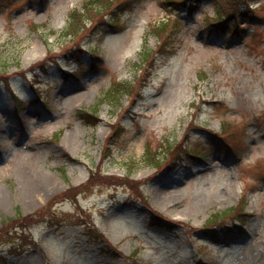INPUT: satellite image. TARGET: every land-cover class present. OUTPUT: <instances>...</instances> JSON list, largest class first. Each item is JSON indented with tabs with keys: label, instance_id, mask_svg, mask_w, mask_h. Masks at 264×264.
Returning <instances> with one entry per match:
<instances>
[{
	"label": "rangeland",
	"instance_id": "rangeland-1",
	"mask_svg": "<svg viewBox=\"0 0 264 264\" xmlns=\"http://www.w3.org/2000/svg\"><path fill=\"white\" fill-rule=\"evenodd\" d=\"M90 1L0 0V231L25 217L0 233V264H264V0L250 23L224 16V33L217 13L249 0L193 13L174 9L180 0H116V15L61 35ZM115 81L132 96L103 103L97 126L79 120ZM47 178L55 187L24 201L26 182Z\"/></svg>",
	"mask_w": 264,
	"mask_h": 264
},
{
	"label": "trees",
	"instance_id": "trees-1",
	"mask_svg": "<svg viewBox=\"0 0 264 264\" xmlns=\"http://www.w3.org/2000/svg\"><path fill=\"white\" fill-rule=\"evenodd\" d=\"M116 0H92L89 3L86 4L84 7V12L80 13L76 10L72 11L70 14L69 18V24L66 29V32L64 33L66 36L69 35H76L78 32H80L83 29V26L85 24V21L83 20V17L86 15H91L93 16L90 18L94 19L93 17L99 16L102 12L107 11L112 15H116V8L118 6V3L115 2ZM204 0H180L175 3V5L181 6L183 9H186L189 13H193L195 9L198 8V6L203 2ZM220 0H216L215 3H219ZM232 9V12L229 14H226L225 12H218L217 20H215L214 25L217 29L225 31L231 27L230 25V16L233 17V19L237 20L239 17H248L250 19H253L252 15L250 12H244L239 10V12H236L237 4H234L233 6H229ZM224 16H229L224 18ZM166 26L165 23L159 24V25H152L151 31L155 33L157 36H159V31L162 30ZM238 29V24L235 26V30L237 31ZM165 44V41L162 42V45ZM145 52H142V56L144 55V59L142 61H146L147 59L150 58V50L145 48ZM77 54V52H74ZM76 60L80 62V57L75 56ZM131 85L130 84H125L122 82H117L114 83L112 90H110L107 94L106 97L104 98L105 101H110V102H117L121 95L123 94L124 91H126L129 95L132 93L131 92ZM99 106V105H98ZM78 117L87 125H92L95 126L99 122V117H98V109L97 107H92L90 111L87 110H80L78 112ZM202 153L200 152H194L191 153L192 156L198 157ZM106 156V155H105ZM156 158V156L154 157ZM157 163V162H156ZM151 164V163H150ZM92 177H95V173L92 175ZM106 177V176H104ZM137 183V182H136ZM136 186V185H131ZM134 188V187H132ZM21 214L18 211V219H22L19 217ZM156 221H154V224H160V218L155 217L154 218ZM16 219H8L5 224L2 226V229L0 233L8 234L9 231L11 230L12 226L10 225L12 222H14ZM10 225V226H9ZM9 227V228H8ZM101 240H103L102 235H98V237ZM106 246H109L108 243H106Z\"/></svg>",
	"mask_w": 264,
	"mask_h": 264
},
{
	"label": "bare ground",
	"instance_id": "bare-ground-1",
	"mask_svg": "<svg viewBox=\"0 0 264 264\" xmlns=\"http://www.w3.org/2000/svg\"><path fill=\"white\" fill-rule=\"evenodd\" d=\"M84 96V94H77V95H73V96H66L68 100H79ZM32 164H26L23 165L21 167L22 170H19V172L21 173V175L24 176V178L27 180V178H29L28 176H30L32 173L30 171V169L32 168ZM24 179V180H25ZM25 180V181H26ZM26 189H25V197H23L24 201H28V202H33L36 199H39L41 197H44L46 194H48V192H50V190L52 188L55 187V185L57 184L56 180H53L51 178H47L45 180H40L39 182H33L32 180H30L29 182H26ZM165 199L162 200L161 199V203L167 207L170 206L171 201L173 200V196H169V197H164ZM31 201H29V200ZM175 199V198H174Z\"/></svg>",
	"mask_w": 264,
	"mask_h": 264
}]
</instances>
